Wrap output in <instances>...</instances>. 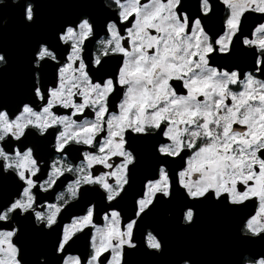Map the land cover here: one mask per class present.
Here are the masks:
<instances>
[{"label": "snow or ice", "instance_id": "6c2138e0", "mask_svg": "<svg viewBox=\"0 0 264 264\" xmlns=\"http://www.w3.org/2000/svg\"><path fill=\"white\" fill-rule=\"evenodd\" d=\"M62 2L0 0L30 37L0 88V264H196L153 218L205 208L234 219L230 264H264V0Z\"/></svg>", "mask_w": 264, "mask_h": 264}, {"label": "flooded vegetation", "instance_id": "af4514ba", "mask_svg": "<svg viewBox=\"0 0 264 264\" xmlns=\"http://www.w3.org/2000/svg\"><path fill=\"white\" fill-rule=\"evenodd\" d=\"M77 7L62 0H46L43 12L46 20L72 14ZM8 18L7 24L0 26V45L14 50L15 63L3 70L0 76V88L8 93H19L23 78L25 59V42L30 37L25 36L15 22L14 12L5 7L0 14V20ZM62 189H58L60 191ZM54 198V197H53ZM154 223L161 222L160 228L166 234V247L170 252L181 250L189 253L196 264H230L235 256V241L233 237L234 219L217 209L205 208L198 216L197 223L192 228L182 229L174 219L168 217L162 209V217L154 216ZM102 222V221H101ZM81 242V246H82ZM171 258L166 253L162 257H137V264H166Z\"/></svg>", "mask_w": 264, "mask_h": 264}, {"label": "water", "instance_id": "95a60500", "mask_svg": "<svg viewBox=\"0 0 264 264\" xmlns=\"http://www.w3.org/2000/svg\"><path fill=\"white\" fill-rule=\"evenodd\" d=\"M156 217H162V209L156 214ZM157 224V226H161V222H155Z\"/></svg>", "mask_w": 264, "mask_h": 264}, {"label": "clouds", "instance_id": "9594fccd", "mask_svg": "<svg viewBox=\"0 0 264 264\" xmlns=\"http://www.w3.org/2000/svg\"><path fill=\"white\" fill-rule=\"evenodd\" d=\"M8 21H7V18L5 17L3 20H0V24H6Z\"/></svg>", "mask_w": 264, "mask_h": 264}]
</instances>
